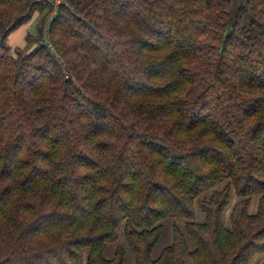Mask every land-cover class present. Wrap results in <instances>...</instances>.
Masks as SVG:
<instances>
[{"label": "trees", "instance_id": "1", "mask_svg": "<svg viewBox=\"0 0 264 264\" xmlns=\"http://www.w3.org/2000/svg\"><path fill=\"white\" fill-rule=\"evenodd\" d=\"M45 6L50 46L11 53ZM171 129L202 142L188 151ZM0 145V264H125L126 250L250 264L264 253V0H0ZM167 218L193 247L174 227L154 259Z\"/></svg>", "mask_w": 264, "mask_h": 264}, {"label": "rangeland", "instance_id": "2", "mask_svg": "<svg viewBox=\"0 0 264 264\" xmlns=\"http://www.w3.org/2000/svg\"><path fill=\"white\" fill-rule=\"evenodd\" d=\"M49 10L50 9L45 6L41 10L34 11L32 13L31 18L28 21L21 24L17 29H15L13 32H11L8 35L6 39V44L10 47L11 53H13L15 50H19L22 53L30 52L34 48L39 38H42V42L45 45L50 46L47 29L46 28L42 29V27L44 26L43 23H44L46 14H48ZM54 14H55V11L53 15ZM47 25L48 23L45 24V27ZM257 199L258 197L256 196L252 198L250 209H249L251 213H254L256 210ZM236 201H237V198L232 192L230 195L229 207L226 209L225 214H224V220L226 224H228V216H229L230 210L232 206L236 203ZM195 221L197 222L204 221V214L198 208L197 203L195 204ZM162 225H163V233H162V236L159 242L157 243L156 247L154 248L152 252V258L154 259L157 258L165 247L171 245L174 227H177L178 230L184 235L188 243V247L192 249L193 245L186 231L185 220L179 219V218H167L162 221ZM118 244L125 245L124 224L123 223L119 225V227L116 229L115 237L107 243L106 255L109 254V251L111 248L116 247V245ZM86 255H87V252L84 251V259H86ZM263 260H264V253L258 254L252 259L250 264H260ZM125 264H135L134 257L129 250H126Z\"/></svg>", "mask_w": 264, "mask_h": 264}, {"label": "clouds", "instance_id": "3", "mask_svg": "<svg viewBox=\"0 0 264 264\" xmlns=\"http://www.w3.org/2000/svg\"><path fill=\"white\" fill-rule=\"evenodd\" d=\"M159 124H160L161 128H163V129H170V127H171L170 123L167 119L160 120ZM171 131H172L174 142L183 143L188 151H191L194 147L198 146V143L202 142V138H200V137L184 139L183 137L180 136L178 129H171ZM99 143H101V141L97 140L96 143L89 145L88 146L89 150L93 151V152H97L96 145ZM112 143L116 144V140L113 139ZM0 148H2V145H0ZM117 148H119V145H117ZM81 150H83V147L81 148ZM99 155H101V156L109 155V153H99ZM91 172H92V169H82L79 174L80 175H86V174H90Z\"/></svg>", "mask_w": 264, "mask_h": 264}, {"label": "crops", "instance_id": "4", "mask_svg": "<svg viewBox=\"0 0 264 264\" xmlns=\"http://www.w3.org/2000/svg\"><path fill=\"white\" fill-rule=\"evenodd\" d=\"M114 249H115V247H114V248H111L110 251H109V254H108V255H106V252H105V256H106L107 258H111V257L113 256V251H114Z\"/></svg>", "mask_w": 264, "mask_h": 264}, {"label": "built area", "instance_id": "5", "mask_svg": "<svg viewBox=\"0 0 264 264\" xmlns=\"http://www.w3.org/2000/svg\"><path fill=\"white\" fill-rule=\"evenodd\" d=\"M49 1H52L54 2L55 4H59L61 2V0H49Z\"/></svg>", "mask_w": 264, "mask_h": 264}]
</instances>
